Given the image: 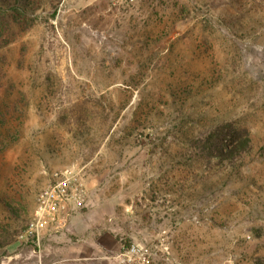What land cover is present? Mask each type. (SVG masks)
Segmentation results:
<instances>
[{"label": "rangeland", "instance_id": "374dc122", "mask_svg": "<svg viewBox=\"0 0 264 264\" xmlns=\"http://www.w3.org/2000/svg\"><path fill=\"white\" fill-rule=\"evenodd\" d=\"M36 1L0 38V264H264V0ZM223 121L249 153L197 146ZM65 166L85 206L23 237Z\"/></svg>", "mask_w": 264, "mask_h": 264}, {"label": "built area", "instance_id": "2783aa9c", "mask_svg": "<svg viewBox=\"0 0 264 264\" xmlns=\"http://www.w3.org/2000/svg\"><path fill=\"white\" fill-rule=\"evenodd\" d=\"M87 197L88 189L80 170L74 166L53 170L48 184L36 193L35 206L22 236L38 239L46 230L60 228L68 217L85 206ZM160 250L157 244L126 240L120 244L117 258L123 264H150L152 256Z\"/></svg>", "mask_w": 264, "mask_h": 264}, {"label": "trees", "instance_id": "16d2710c", "mask_svg": "<svg viewBox=\"0 0 264 264\" xmlns=\"http://www.w3.org/2000/svg\"><path fill=\"white\" fill-rule=\"evenodd\" d=\"M36 0H0V38L4 29L10 24L21 23L26 27L31 24V15L37 7ZM7 42V41H6ZM197 146L208 156L232 158L249 153L252 147L251 138L246 128L235 125L231 121H223L212 130L196 140ZM10 226L0 229L5 233ZM4 240H0V246Z\"/></svg>", "mask_w": 264, "mask_h": 264}]
</instances>
